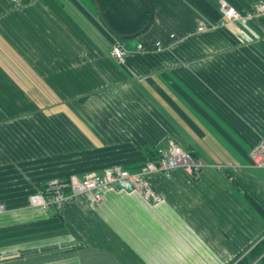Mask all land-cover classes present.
Here are the masks:
<instances>
[{"label":"crops","instance_id":"0c3cea01","mask_svg":"<svg viewBox=\"0 0 264 264\" xmlns=\"http://www.w3.org/2000/svg\"><path fill=\"white\" fill-rule=\"evenodd\" d=\"M219 1L150 0L151 23L132 41L106 30L93 0H0L6 214L38 210L30 197L54 180L137 172L170 142L204 164L195 179L180 169L151 177L160 203L109 191L99 207L84 197L49 209L45 233L23 237L22 226L0 223L11 229L0 264H219L261 234L243 192L264 203L263 169L249 160L264 141V17L198 33L220 21ZM225 1L240 13L264 2ZM99 3L122 34L147 20L144 0ZM116 42L128 51L123 63L111 56Z\"/></svg>","mask_w":264,"mask_h":264},{"label":"built area","instance_id":"2783aa9c","mask_svg":"<svg viewBox=\"0 0 264 264\" xmlns=\"http://www.w3.org/2000/svg\"><path fill=\"white\" fill-rule=\"evenodd\" d=\"M15 4L23 0H11ZM220 21L217 24L200 23L198 33L215 31L230 24L245 22L250 19L264 17V2L256 3L250 11L240 13L229 6L225 0L219 1ZM137 51H142V45H137ZM155 50L161 52L160 43L155 44ZM128 51L122 44L116 42L111 49V56L119 63L125 61ZM250 164L253 168L264 169V141L258 143L249 152ZM175 169L184 171L187 175L198 178L204 169V164L193 158L190 153L179 145L170 142L167 149L157 150L156 161H147L137 172H129L119 166H113L102 173L92 172L82 177L70 176L66 180L49 182L44 190L30 197L32 207L43 210H61L65 202L88 197L92 207H99L105 201V193L109 191L143 192L145 199H152L155 203L162 200L149 187L148 180L156 174L168 178ZM5 207L0 204V213Z\"/></svg>","mask_w":264,"mask_h":264},{"label":"trees","instance_id":"16d2710c","mask_svg":"<svg viewBox=\"0 0 264 264\" xmlns=\"http://www.w3.org/2000/svg\"><path fill=\"white\" fill-rule=\"evenodd\" d=\"M190 155L193 157L191 153ZM232 185L235 186L238 190H242L237 182L232 181ZM243 194L248 204L262 219L263 230L260 235H258L255 239L250 241L245 247L238 251L236 255L232 257L228 264H264V203L257 202L253 197L245 192H243ZM54 211L56 213L58 212L56 210Z\"/></svg>","mask_w":264,"mask_h":264},{"label":"rangeland","instance_id":"374dc122","mask_svg":"<svg viewBox=\"0 0 264 264\" xmlns=\"http://www.w3.org/2000/svg\"><path fill=\"white\" fill-rule=\"evenodd\" d=\"M132 41H135V38L129 39ZM264 172V169L261 170ZM30 202V199H29ZM31 205V203H30ZM38 210H31L29 212L25 213H18V214H6V212L0 213V223H10V224H16L17 227L22 226L23 229V237H29L30 233L35 230L39 231L40 233H45L46 230H48L49 227L53 226V221L47 220L45 212L48 210H43L41 208L34 207ZM52 212V210H49V213ZM9 228L15 227L14 225L8 226ZM34 227V228H33ZM33 228V229H31ZM11 231V229H8L6 231ZM3 230H0V238L4 236L3 232H6ZM221 232V231H219ZM6 235V234H5ZM229 261H222L219 264H228Z\"/></svg>","mask_w":264,"mask_h":264},{"label":"water","instance_id":"95a60500","mask_svg":"<svg viewBox=\"0 0 264 264\" xmlns=\"http://www.w3.org/2000/svg\"><path fill=\"white\" fill-rule=\"evenodd\" d=\"M144 1H145L146 6H147V10H148V16H147V20H146L145 24L138 31H136L133 34H122V33L118 32V31H116L115 29H113L109 25L108 21L105 18V15H104V13L102 11V8L100 6L99 0H93L95 8H96V11H97V14H98L103 26L106 28V30L113 37H115L117 39H129V38H132V37H136L137 35L143 33L149 27V25L151 23V20H152L153 10H152V5H151L150 0H144Z\"/></svg>","mask_w":264,"mask_h":264}]
</instances>
